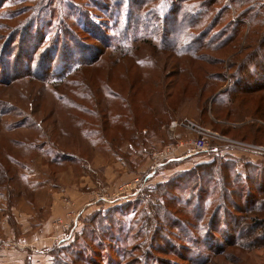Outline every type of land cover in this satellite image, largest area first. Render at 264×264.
<instances>
[{
  "label": "rangeland",
  "instance_id": "1",
  "mask_svg": "<svg viewBox=\"0 0 264 264\" xmlns=\"http://www.w3.org/2000/svg\"><path fill=\"white\" fill-rule=\"evenodd\" d=\"M229 1L216 0L218 10L224 9ZM120 3L126 9L125 17L129 18L127 27L132 31L137 29L140 33L137 43H146L139 46L138 54V58L142 60L145 67L144 73L138 72H142L143 68L137 71L131 64L132 72L122 76L121 70L114 69L115 59L110 57L111 52L103 54L101 61L92 59L98 58L107 51L110 46L109 41L117 44L121 38V36H113L111 32L114 29V23L101 12L102 9L108 8L111 15L117 18L122 15L120 8L117 7ZM233 9L240 13L246 11L252 14L256 21L262 22L260 17L262 9L258 0L249 1L244 8L233 7ZM184 18L187 16L181 9V0H113L112 3L107 0H2L0 2V140L14 138L22 140L23 137L35 135L37 130L42 132L45 129L44 119L47 116L50 117L45 107L49 110L52 103L56 105L54 97L56 90L51 83L60 78L62 71L67 69L78 70V73L72 77L84 86L94 89L102 83L110 82L114 86H119L130 85L132 81L137 82L138 87L147 88L151 79H155V84L158 83L161 72L167 69V74L162 76L165 79L163 88L156 89L152 86L151 89H155L153 97L159 101L157 107L160 110L165 108L164 112L168 113L169 110L166 109L168 93L175 91V85L182 74L180 72L182 66L179 63L183 64L186 60L177 56L178 60L176 58L170 60L169 66L163 68L165 56L159 49L175 48L179 50V53H183V37L179 36V33L183 30ZM114 22L116 23V20ZM236 22L239 23L238 20ZM81 25L91 27L93 36H87L85 32L79 31L78 28L82 29ZM225 27V24L220 25L210 33L207 39L195 38L199 41V44H194L195 51H199V55H204L205 59L216 63L217 67L209 68L211 72L226 71V77L235 75V79L241 75V83L243 85L247 83V88L261 89L264 86V49L259 54H249L251 51L245 48L248 40L245 39L240 44L241 38L238 37L234 44L239 45L240 50L225 59L227 54L232 53L231 48L234 44L219 52L212 50L214 46H207L210 39H216L219 36L222 38V35L218 33ZM232 28L234 26H230L228 31ZM238 28L243 34H249V31L250 34L252 33L251 27L246 31L242 27ZM259 28L261 27L257 26L255 29ZM146 31L148 34L146 40H143L142 34ZM96 37L101 40H97ZM181 37L182 42H179ZM241 50H244L243 54H239ZM246 54H249L251 58L250 64L242 62V57ZM82 64L89 66L83 67ZM241 68H244V71ZM109 73L111 74L108 75ZM231 80L234 81L232 78ZM226 85L222 88V83H218L217 91L212 93L217 94V97L230 86L229 80ZM166 87L167 91L161 93V90ZM253 98L256 104L249 108V113L239 102L235 109L217 108L212 103L213 97L206 104L204 100L202 101L203 108L196 106L198 114L189 102L185 103L173 113V118L172 116L167 120L163 118L167 126L169 125L168 133L161 135L160 138L156 134L151 135V138H154L152 143L154 147L149 148L151 144L149 139L145 148L142 147L143 150H149L141 161L135 160L136 155L121 156L125 162L124 167L128 171H137L138 166L147 156L154 161L161 158L160 153L169 145L177 144L175 131H178V128L173 126L175 122L177 125H182L183 122L190 121L198 128L214 133V125L217 126L214 124L215 118L221 114L227 119L221 122H227V125H219L220 129L230 130L254 126L256 127L254 134L262 142L243 144L228 138V143L233 146L225 147V152H222L218 147L225 144L224 139L211 135L208 139L211 147L209 151L193 154L196 155L197 162L207 164L216 158L234 160V162L238 160L240 168L253 166L250 171L248 170L249 176L259 173L264 168V154L256 153L255 149L264 147V134L257 129H263L264 132V119L257 116L264 114V91L255 94ZM52 122L54 118L50 121V125L55 128ZM29 127H35V129L32 131ZM186 128L183 139L198 138L196 132ZM54 133L56 131H53L52 135ZM51 136L48 138L50 139ZM138 136L140 139L145 137V134L140 133ZM41 137L37 133L34 139L36 143H43ZM163 139H166L164 145H162ZM24 144L28 155L35 153L52 155L49 161L55 157L72 159L71 156H76L59 147L54 148L48 145L43 149L42 144H39L40 148L31 142H24ZM230 147L234 148L227 151ZM4 162L8 163L6 160ZM29 162L25 163L28 165ZM17 170L18 168L12 169V173L19 174ZM179 175L180 172L165 177L163 182L148 186L143 191V187H138L140 193L134 199H124L115 203V208L107 213L96 212L87 216L86 224L77 235V239L70 245L58 248L50 264H264V250L249 251L237 246L246 235L241 234L242 229L239 232L232 229L231 215H229L233 213L239 219L237 214L239 207L241 211L248 213L252 208L253 199H257L260 192L264 190V185L257 187L258 183L251 185V181L244 180L242 181L244 183L237 187V192L229 193L225 198L217 196L216 199L223 201L226 210L221 211L217 219L216 226L219 231L202 232L201 241L206 235L209 236L207 241L201 244L202 250H199L183 242L187 239V235L182 234L176 224L182 222L183 217L185 222L195 221L205 226L211 213L202 220L198 216V209H189L188 212L193 213V216L188 214L186 210L188 207L184 201L198 208L200 206L198 203L202 202L198 201L200 189H190L185 195L190 183L184 187V191L183 188H175L182 182L183 175L180 177ZM103 184L108 190L110 189L104 182ZM169 184L174 186L171 191L167 187ZM21 186L22 184H16L14 190H6L12 203L17 200L15 196L22 193L27 198L32 196L29 186L23 190ZM221 187L219 176H216L212 181L207 180L203 189L207 193L213 188L220 192ZM97 192L100 191L97 189ZM241 193L243 197L239 196ZM131 225L136 231H141L140 234H130L120 230L122 228L126 230ZM199 233L195 230L189 231V239L198 241ZM126 238H133L131 245L123 243L122 240ZM21 240L0 243V252L20 246Z\"/></svg>",
  "mask_w": 264,
  "mask_h": 264
},
{
  "label": "trees",
  "instance_id": "2",
  "mask_svg": "<svg viewBox=\"0 0 264 264\" xmlns=\"http://www.w3.org/2000/svg\"><path fill=\"white\" fill-rule=\"evenodd\" d=\"M249 1L251 0H230L229 4H227V6L225 5L224 9L218 10L216 0H181V9L185 13V16L190 18L183 19V30L181 27L182 32L179 33V36L183 37V53H179V50L175 48L159 49L165 56L163 68L169 66V61L172 59L182 57L186 60L183 64L179 63L180 66H182V71H180L182 74L175 85V91L170 93L167 92L168 103L166 109L169 110L168 113L164 112L165 108L160 110L157 107L159 101L153 97L155 94L154 88H163L162 84H164L165 79L162 76L167 74V69L161 72L158 83L155 84V79H151V83L147 88L138 87V83L132 81L130 85L119 86H114L110 82L106 84L102 83L96 89L88 88L81 84L76 78L72 77L74 74L78 73V70L73 71L72 69H67L62 71L60 78L55 79V81L51 83L56 90L54 92L56 105L52 103V107L49 110L45 107V110L49 112L50 116L44 119L43 124L46 125L45 129L42 132L37 130L35 135L23 137L21 141H23V144L24 142L34 143L37 148H40L39 144H42L43 149L48 145L54 148L59 147L65 152H69L76 156H82L83 144L88 143L93 149L106 148L108 152H112L115 156H119L120 158L123 154H127L128 156L136 155L135 160L141 161L145 153L149 150H143L142 147L145 148L146 143L149 142L150 139L151 144L149 148H153L154 146L152 143L154 142V138H151V135L156 134L158 138H160L161 135L168 132L169 125L167 126L163 118L165 117V120L168 118L170 119L171 116L173 118V113L178 111L183 102H192L196 100V105L199 108H203L202 101L204 100L206 104L207 101L209 99L211 100L213 97L212 103L217 108L235 109L239 102L249 113V108L256 104L253 96L263 92L264 90H258L264 89V86L261 89L247 88V83L244 85L241 83V75L235 79V75H230L229 78L226 77V71L218 70L211 72L209 68L217 67L216 63H212L205 59L204 55H199L200 52L194 49V44H199V41L195 38L207 39L213 30L225 24L226 27L218 33V35H222V38L219 36L216 39H210L207 46H214L215 48L212 50L218 52L224 51L230 48L229 46L234 44V41L240 37V44L243 40H248V45L245 48L251 51L249 54H259L264 49L263 0H258L262 9L260 15L262 22L256 21L253 15L246 11L240 13L233 9V7L236 9L244 8L248 5ZM107 2L112 3L113 0H107ZM117 7L120 8L122 13V15L117 18L111 15L110 9L108 8L102 9L101 12L107 19L114 23V29L111 32L113 36H121V38L117 41V44H115L116 42L114 41H109L110 46L107 51L102 53L98 58L93 57L92 59L101 61V56L103 54L111 52L110 57L115 59L114 69L121 70L120 73L122 76L132 72L133 69L130 68L131 64L137 71L139 68H143L142 72H138L144 73L145 67H143L142 60L138 58V54L140 53L139 46L146 43H137L140 33H138L137 29L132 31L131 28L127 27L129 18L127 19L125 17L124 12L126 9L124 5L120 3ZM158 12L160 13L161 10ZM114 20H116V23ZM236 20H238L239 23H237ZM233 22L237 24L235 25ZM98 25H100V23ZM230 26H234V28L228 31ZM257 26L261 28L255 29ZM238 27H242L245 31L249 30L251 27L252 33L250 34L249 31V34H243ZM81 28L82 29L78 28V30L85 32L87 36H93L94 32L91 27L87 28V25H81ZM205 28H208V30H205ZM147 34V31L143 32V40H146ZM182 37L179 39V42H182ZM96 39L101 40V38L98 37H96ZM202 45L203 44H201V46ZM237 50H240V47L234 44V47L231 48L232 53L227 54L225 59L232 56L233 53H237ZM243 52L244 50H241L239 54H243ZM248 55L246 54L242 57V62L244 64L251 63V58ZM82 66L87 67L89 65L82 64ZM241 70L244 71V68H241ZM229 72L232 74L231 71ZM110 74L111 73L108 75ZM231 78L235 80L232 81ZM227 80L230 81V86H228L226 91L221 92L216 97L217 94L215 95L212 92L217 91V84L222 83L221 87L223 88ZM152 86H154L153 89H151ZM163 91H167V87L161 90V93ZM213 94L214 96H212ZM207 95L209 96L206 97ZM257 117L264 119V114ZM53 118L54 122L52 123L55 128L53 125H50V121H52ZM223 120L227 119L219 114L214 121V124L217 125L216 127L214 125V131L219 135L221 134L232 140L235 139L234 141L243 144H257L262 142V140L254 134L256 127L243 126L241 128L223 130L219 128L221 124L227 125V122H221ZM29 128L32 131L35 129V127ZM257 129L264 134L262 131L263 129ZM53 131H56L54 135H52ZM37 133L42 136L41 139L43 143H36L37 141L34 140ZM140 133L145 134V137L139 139L138 135ZM49 136H51L50 139L48 138ZM230 136H232V138H230ZM165 141L166 139L162 140V145L165 144ZM49 156L51 157L52 155ZM62 159L55 157L52 159V162L57 164L63 163L65 159ZM10 160L17 164L18 167L23 165L20 161H14L12 158H10ZM4 161L5 160H3L2 163L6 164ZM235 162L234 160L230 161L216 158L213 162L207 164L202 163L195 166L190 171L180 173V175H183L181 177L182 182L180 185H176L175 188H183L182 190L184 191V187L190 183L188 189L184 193L185 195L190 189H200V194L198 195V201H202L198 203L200 206L194 208V206H192L194 204L184 201L188 207L186 209L187 212L189 209H198V216L201 220L211 213V217L208 216L209 220H207L205 226L195 221L187 220L185 222L183 217L181 218L182 222H177V229L181 230L182 234L187 235V239L183 240V242L190 245L192 248L200 250L201 244L207 241L209 235H206L204 240L201 241L202 232L219 231V228L216 226L217 219L220 216V212L226 209L224 208L225 205L223 201L216 199L217 196L225 198L229 193L234 191L237 192V187H240L241 183H244L242 182L244 180L251 181V185L258 183L259 185L257 187H262L264 185V168H262L259 173L249 176V171L253 166L250 165L243 169L239 166L240 161L237 160ZM15 164L12 163L11 167H2L0 164L1 190H14V185H21V183L15 180L19 179L22 181L25 179L24 176L20 177L17 173H12V169L16 168ZM236 165L238 167H236ZM223 174H227L229 177ZM216 176H219V180L222 184L221 191L219 192L216 188H213L207 193L203 189L204 183L207 180L212 181L213 177ZM158 186H161V184H158ZM167 187L171 191L174 186L169 184ZM243 193L239 194V196L243 197ZM236 194L234 195L236 196ZM16 197L17 196H15V198ZM263 198L264 190L260 192L257 199H253L252 208L248 213L241 211V207H239L237 211L239 219L233 213H229V215H231L230 220L232 221V229L236 232L242 229L243 233L241 234L246 235L242 242L237 244L241 249L249 251L264 250ZM188 214H192L193 216L191 212H188ZM120 230L130 234H140L141 232L136 231L132 225L126 230L124 228ZM191 230L200 232L197 235L199 236L198 241L189 239V231ZM122 241L124 244L131 245L133 238H126Z\"/></svg>",
  "mask_w": 264,
  "mask_h": 264
},
{
  "label": "crops",
  "instance_id": "3",
  "mask_svg": "<svg viewBox=\"0 0 264 264\" xmlns=\"http://www.w3.org/2000/svg\"><path fill=\"white\" fill-rule=\"evenodd\" d=\"M185 103L188 102L182 105ZM189 103L198 114L196 101ZM173 126L178 128L175 131L177 142L184 141L183 133L186 134L187 128L176 122ZM0 148L2 167L15 164L10 158L23 163L20 167L15 164L18 175L25 177L22 181L15 180L22 184L20 188H30L33 184L31 197L22 193L13 203L6 190H0V243L22 239L20 246L0 252V264H50L58 248L77 239L87 216L96 212L107 213L115 208L114 203L98 201V180L110 188L106 192L107 198L113 199L120 192L128 194L136 186V181L143 183V191L163 182L165 177L205 163L197 162L196 155L186 157L185 151L179 149L157 162L147 156L137 171L132 172L126 170L122 157L111 154L106 148L93 149L88 143L83 144L82 156L65 158L59 164L49 161V155H28L23 141L17 138L0 140ZM3 160L8 163L3 164ZM26 161H30L28 165Z\"/></svg>",
  "mask_w": 264,
  "mask_h": 264
},
{
  "label": "built area",
  "instance_id": "4",
  "mask_svg": "<svg viewBox=\"0 0 264 264\" xmlns=\"http://www.w3.org/2000/svg\"><path fill=\"white\" fill-rule=\"evenodd\" d=\"M182 125L188 127L191 131H194L197 133L198 138L197 139H186L184 141L178 142L177 144H172L169 145L163 152L160 153L161 158L172 154L175 150H179V149H183L185 151V156H192L193 154H198L200 152L203 151H209L210 147V143L208 141L209 137H211V135H215V136H219L222 137L225 142V144H223L221 147H218L220 151L225 152L224 149L227 146H233L232 144L228 143L229 140L226 137H223L222 135H219L217 132H211L208 130H204V129H200L198 128L196 125H194V123L187 121V122H183ZM238 147V146H237ZM234 147H230L227 151L232 150ZM256 153L259 154H264V147H260L255 149ZM159 158V159H161ZM158 158L155 159V161L157 162L159 160ZM142 182L140 181H136V186H134L129 193H125V192H120L119 194H115L113 199H108L107 198V190L108 188H106L103 184L102 181H98L96 183V187L97 189L100 191L97 193V197H98V201L100 202H106L108 204H115L117 202H120L124 199H130V198H134L137 195H139L140 191H138V187L142 186Z\"/></svg>",
  "mask_w": 264,
  "mask_h": 264
},
{
  "label": "water",
  "instance_id": "5",
  "mask_svg": "<svg viewBox=\"0 0 264 264\" xmlns=\"http://www.w3.org/2000/svg\"><path fill=\"white\" fill-rule=\"evenodd\" d=\"M263 4H264V0H263Z\"/></svg>",
  "mask_w": 264,
  "mask_h": 264
}]
</instances>
